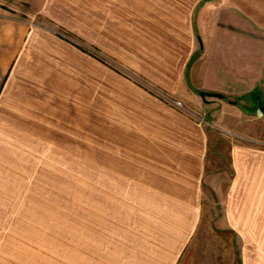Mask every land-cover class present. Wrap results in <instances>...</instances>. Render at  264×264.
I'll return each mask as SVG.
<instances>
[{
    "label": "crops",
    "instance_id": "0c3cea01",
    "mask_svg": "<svg viewBox=\"0 0 264 264\" xmlns=\"http://www.w3.org/2000/svg\"><path fill=\"white\" fill-rule=\"evenodd\" d=\"M263 106L264 0H0V264H264V148L248 141L264 139ZM84 145L89 214L68 217L64 202L20 234L52 161Z\"/></svg>",
    "mask_w": 264,
    "mask_h": 264
},
{
    "label": "rangeland",
    "instance_id": "374dc122",
    "mask_svg": "<svg viewBox=\"0 0 264 264\" xmlns=\"http://www.w3.org/2000/svg\"><path fill=\"white\" fill-rule=\"evenodd\" d=\"M59 35L66 41H68V43L70 42L71 44L84 50L89 55L95 56L96 59H98V61L101 63V65H104L106 68L114 71L116 74L122 76L126 80H129L130 82L141 87L147 93L162 101L163 103L167 104L168 106L178 111L184 112L164 101L162 96L165 94L177 99L176 97L172 96L167 91L157 86L154 82L150 81L149 79L144 78V76L140 75L128 65L120 62L115 57L109 55L108 53L100 49L99 53H96V50L98 48L96 49V47L92 46L87 40L75 35L72 32L59 30ZM182 103L184 104L185 108L189 111V113L198 115L201 118H205L214 125V128H210L204 125L202 127L210 129L213 132L224 134L226 136L228 135L229 137L234 138L235 132L233 130L223 129L219 127L215 120L209 118L206 114L197 112L194 109L190 108L188 105H186L184 102ZM186 114L195 120L193 116L188 113ZM258 141L264 142V139ZM83 148L84 149L82 151V155L84 156V158L82 159L68 158L66 163H64V161H61V164L59 165L58 163L55 165L54 161H52L51 175L49 176V178H44V190L42 192H35L34 209L31 210L30 207L28 209V222L23 223L21 221L17 225L20 234L25 233V231H41L42 216H58L64 202H66L67 205L68 217L89 214L91 210V200L97 197H95V195H93L91 191L90 147L89 145H84ZM77 155H80V153L78 152ZM64 164L66 165L65 168H63ZM80 171H82V175H80ZM32 213L33 216L31 217ZM22 219L23 218L20 215V220ZM71 221H73V219ZM14 226L15 225H13V227ZM6 235L7 234L4 232V237ZM11 244L12 240L10 238H4L3 247H11Z\"/></svg>",
    "mask_w": 264,
    "mask_h": 264
},
{
    "label": "built area",
    "instance_id": "2783aa9c",
    "mask_svg": "<svg viewBox=\"0 0 264 264\" xmlns=\"http://www.w3.org/2000/svg\"><path fill=\"white\" fill-rule=\"evenodd\" d=\"M96 53H99V52L96 51ZM162 97H163V100L166 101L167 103H169L170 105H172V106L184 111L185 113H188L191 116H193L198 125H200V126L204 125V126H208L210 128H214V125L211 122H209L207 119L201 118L198 115L189 113V111L185 108L184 104L181 101H179V100H177V99H175L169 95H165V94ZM234 138L239 139V140H245V138L241 139L240 136H236V135H234ZM248 141L253 142L254 144L264 148V142L263 141H258V140H248Z\"/></svg>",
    "mask_w": 264,
    "mask_h": 264
},
{
    "label": "water",
    "instance_id": "95a60500",
    "mask_svg": "<svg viewBox=\"0 0 264 264\" xmlns=\"http://www.w3.org/2000/svg\"><path fill=\"white\" fill-rule=\"evenodd\" d=\"M200 95H201V97H203V98L206 96L205 93H201ZM215 96H216L217 98H223L222 95H215ZM261 111H262V113H264V106L261 108Z\"/></svg>",
    "mask_w": 264,
    "mask_h": 264
}]
</instances>
